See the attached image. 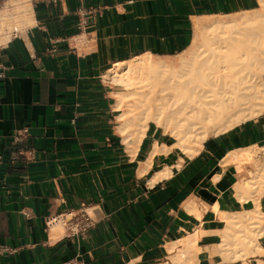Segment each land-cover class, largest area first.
Here are the masks:
<instances>
[{"label":"crops","instance_id":"1","mask_svg":"<svg viewBox=\"0 0 264 264\" xmlns=\"http://www.w3.org/2000/svg\"><path fill=\"white\" fill-rule=\"evenodd\" d=\"M30 3L33 24L0 47V264H173L189 233L225 225L214 208H252L237 199V176L222 162L250 146L264 162V114L209 137L193 157L176 148L153 155L174 140L150 122L131 154L104 74L144 54L175 58L190 46L196 19L252 11L259 0ZM234 155L231 165L249 166ZM165 169L169 176L151 184ZM261 174L264 183V164ZM191 204L199 216L186 210ZM258 204L264 215V189ZM81 209L94 210L85 231L46 230L48 219ZM216 242L198 239L196 264H223L205 251ZM259 244L230 264H264V236Z\"/></svg>","mask_w":264,"mask_h":264},{"label":"bare ground","instance_id":"2","mask_svg":"<svg viewBox=\"0 0 264 264\" xmlns=\"http://www.w3.org/2000/svg\"><path fill=\"white\" fill-rule=\"evenodd\" d=\"M33 24L30 0H7L0 7V47L14 35H23ZM30 47V46H29ZM113 89L114 110L122 142L131 154L142 141L151 122L169 135L171 148L154 146L153 155L176 148L193 157L212 136L224 134L264 114V0L259 7L228 16L196 19L190 46L175 58L144 54L115 63L104 74ZM262 149L250 146L230 153L222 162L238 179L234 186L240 202L249 201L250 210L227 213L214 211L225 225L210 232L189 233L177 244L181 248L169 260L173 264H196L202 236L217 242L205 249L223 264L243 260L261 251L264 215L258 198L264 189L259 157ZM240 152L247 168L231 165L230 157ZM168 169L156 174L151 184L168 177ZM186 210L200 215L195 205ZM56 234L62 227L52 228ZM176 244H172L170 250Z\"/></svg>","mask_w":264,"mask_h":264},{"label":"built area","instance_id":"3","mask_svg":"<svg viewBox=\"0 0 264 264\" xmlns=\"http://www.w3.org/2000/svg\"><path fill=\"white\" fill-rule=\"evenodd\" d=\"M7 0H0V7L6 2ZM85 14L82 13L81 16ZM81 24H85V20H81ZM16 36V35H14ZM79 116H76L78 119ZM11 142H19L21 140V135H14L8 138ZM2 158L0 156V164ZM94 210H91V213ZM89 213V209H81L77 211H70L64 214H59L54 216L46 221V230L50 231L56 225L63 227L66 231L71 233L72 236H76L79 233L85 231L87 228L94 224V214ZM1 251H6L5 248H1ZM66 264H77V259H73Z\"/></svg>","mask_w":264,"mask_h":264}]
</instances>
